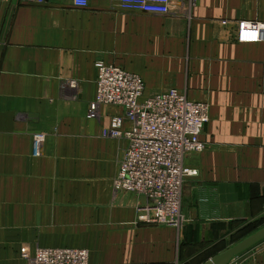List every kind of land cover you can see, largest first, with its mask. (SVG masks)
<instances>
[{
  "label": "crops",
  "instance_id": "obj_1",
  "mask_svg": "<svg viewBox=\"0 0 264 264\" xmlns=\"http://www.w3.org/2000/svg\"><path fill=\"white\" fill-rule=\"evenodd\" d=\"M174 1L152 14L119 0H0V264H29L37 247L86 248L91 264H182L261 226L264 42H240L236 28L264 23V0ZM101 60L142 76L147 94L177 88L210 105L206 149L186 156L197 173L183 230L139 221L143 199L115 191L127 141L103 129L124 110L87 116ZM244 256L237 264H264V243Z\"/></svg>",
  "mask_w": 264,
  "mask_h": 264
},
{
  "label": "built area",
  "instance_id": "obj_2",
  "mask_svg": "<svg viewBox=\"0 0 264 264\" xmlns=\"http://www.w3.org/2000/svg\"><path fill=\"white\" fill-rule=\"evenodd\" d=\"M42 4L44 0H26ZM90 0H73L87 7ZM174 0H119L124 10L152 14H169ZM236 39L240 42H264V23L239 21ZM96 97L90 102L88 118L100 119L101 108L117 106L124 114L113 116L103 135L124 138L127 145L114 178L115 191H127L143 199L138 204L139 221L173 226L186 225L182 209L183 185L197 173L186 165V156L203 152L206 143L201 136L210 119V105L194 100L177 88L146 93L142 76L122 66L97 63ZM46 134L33 135V154L38 156ZM29 264H91L86 248L37 247L24 253Z\"/></svg>",
  "mask_w": 264,
  "mask_h": 264
},
{
  "label": "water",
  "instance_id": "obj_3",
  "mask_svg": "<svg viewBox=\"0 0 264 264\" xmlns=\"http://www.w3.org/2000/svg\"><path fill=\"white\" fill-rule=\"evenodd\" d=\"M262 241H264V226L246 236L234 245L227 247L222 252L209 258L203 264H231L235 258Z\"/></svg>",
  "mask_w": 264,
  "mask_h": 264
},
{
  "label": "rangeland",
  "instance_id": "obj_4",
  "mask_svg": "<svg viewBox=\"0 0 264 264\" xmlns=\"http://www.w3.org/2000/svg\"><path fill=\"white\" fill-rule=\"evenodd\" d=\"M183 188H184V185H183ZM183 188H182V192H183ZM182 202H183V198H182ZM261 223H262L261 226L263 227L264 226V221H262ZM185 226L183 228H181L180 230H183L185 228ZM261 226L259 228H261ZM259 228H257V230ZM253 231H256V229L254 230V227L252 229H246L244 232H240V233L234 234L233 236L230 237V239H228V241H226V242H224L222 244H216V245L212 246L211 248H206L205 251H203L202 253H200L199 255H197L194 259H191L189 261H186V262H184L182 264H201V263H203V261L205 259H207L208 257H210L212 254H214V253H216L218 251H221V250H223V249H225V248H227V247H229L231 245H234L235 243L239 242L240 240H242L243 238H245L246 236H248L249 233L250 234L253 233ZM263 243H264V241H263ZM263 243H261L260 245L258 244L256 246H254L253 248L249 249L248 252H246L245 254H248L249 255L252 252L256 251L258 248L261 247V245ZM244 255H242L241 257L244 258L245 257ZM243 258H241V259H243ZM241 259H239V258L236 259L234 262H232V264H237L238 262H240Z\"/></svg>",
  "mask_w": 264,
  "mask_h": 264
},
{
  "label": "trees",
  "instance_id": "obj_5",
  "mask_svg": "<svg viewBox=\"0 0 264 264\" xmlns=\"http://www.w3.org/2000/svg\"><path fill=\"white\" fill-rule=\"evenodd\" d=\"M253 228V227H252ZM252 228H248V229H252ZM258 226H254V230L256 229L257 230ZM254 232V231H253ZM250 235V233H249Z\"/></svg>",
  "mask_w": 264,
  "mask_h": 264
}]
</instances>
